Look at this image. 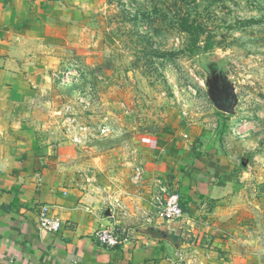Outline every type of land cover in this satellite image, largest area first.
<instances>
[{"label": "rangeland", "instance_id": "1", "mask_svg": "<svg viewBox=\"0 0 264 264\" xmlns=\"http://www.w3.org/2000/svg\"><path fill=\"white\" fill-rule=\"evenodd\" d=\"M57 3L43 28L22 33L18 72L32 94L13 119L35 129L64 177L108 174L102 182L123 189L107 226L126 239L165 219L154 196L172 184L146 164L173 150L228 154L227 193L172 231L173 264H264V0ZM228 88L232 112L212 100ZM139 185L138 207L123 199Z\"/></svg>", "mask_w": 264, "mask_h": 264}, {"label": "crops", "instance_id": "2", "mask_svg": "<svg viewBox=\"0 0 264 264\" xmlns=\"http://www.w3.org/2000/svg\"><path fill=\"white\" fill-rule=\"evenodd\" d=\"M58 4L57 0H0V264H173L172 231L176 234L177 226L194 225L211 199L222 202L227 186L218 179L229 174L230 157L211 149L195 155L173 150L163 159H153L146 164V173L163 176L177 189L188 216L155 218L157 230L132 234L115 249L97 244L93 233L115 221L110 215L123 189L111 179L102 182L108 174L93 175L91 182L64 177L52 165V153L35 129L12 116L14 104L32 94L18 72L19 47L27 41L22 33L34 30L31 26L43 28L47 13L54 8L60 13ZM133 188L126 190L123 200L139 207L145 191L141 185ZM40 204H47L51 215L60 219L57 232L37 230Z\"/></svg>", "mask_w": 264, "mask_h": 264}, {"label": "built area", "instance_id": "3", "mask_svg": "<svg viewBox=\"0 0 264 264\" xmlns=\"http://www.w3.org/2000/svg\"><path fill=\"white\" fill-rule=\"evenodd\" d=\"M74 141L80 143L81 139L75 136ZM154 200L162 217L166 220H177L185 216L180 195L176 188H169L166 185L160 191H156ZM61 226L62 223L60 219L51 215L47 204H40L38 206L36 221V228L38 231L57 232ZM93 238L97 244L112 249L122 246L126 240V238L119 236L110 226L97 229L93 233Z\"/></svg>", "mask_w": 264, "mask_h": 264}, {"label": "water", "instance_id": "4", "mask_svg": "<svg viewBox=\"0 0 264 264\" xmlns=\"http://www.w3.org/2000/svg\"><path fill=\"white\" fill-rule=\"evenodd\" d=\"M225 96L218 99L213 98L214 105L223 111L232 112L233 104L235 102L232 89L223 90Z\"/></svg>", "mask_w": 264, "mask_h": 264}, {"label": "trees", "instance_id": "5", "mask_svg": "<svg viewBox=\"0 0 264 264\" xmlns=\"http://www.w3.org/2000/svg\"><path fill=\"white\" fill-rule=\"evenodd\" d=\"M179 29V31H182V32H185V31H189V30H187L185 27H180V28H178ZM194 33H196V32H194ZM198 50H199V48H197Z\"/></svg>", "mask_w": 264, "mask_h": 264}]
</instances>
